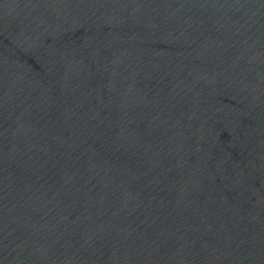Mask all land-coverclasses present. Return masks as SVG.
<instances>
[{"label":"water","instance_id":"obj_1","mask_svg":"<svg viewBox=\"0 0 264 264\" xmlns=\"http://www.w3.org/2000/svg\"><path fill=\"white\" fill-rule=\"evenodd\" d=\"M0 264H264V0H0Z\"/></svg>","mask_w":264,"mask_h":264}]
</instances>
